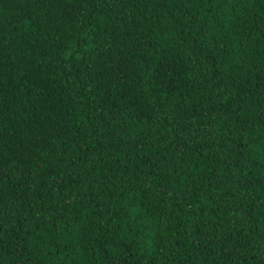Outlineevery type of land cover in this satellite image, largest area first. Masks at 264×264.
<instances>
[{
    "label": "trees",
    "instance_id": "obj_1",
    "mask_svg": "<svg viewBox=\"0 0 264 264\" xmlns=\"http://www.w3.org/2000/svg\"><path fill=\"white\" fill-rule=\"evenodd\" d=\"M0 264H264V0H0Z\"/></svg>",
    "mask_w": 264,
    "mask_h": 264
}]
</instances>
